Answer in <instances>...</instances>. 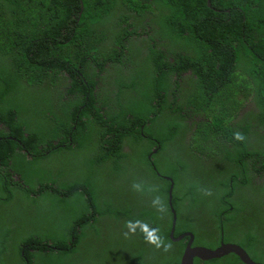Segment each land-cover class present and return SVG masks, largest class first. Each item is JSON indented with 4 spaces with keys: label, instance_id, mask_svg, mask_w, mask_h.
I'll return each mask as SVG.
<instances>
[{
    "label": "trees",
    "instance_id": "16d2710c",
    "mask_svg": "<svg viewBox=\"0 0 264 264\" xmlns=\"http://www.w3.org/2000/svg\"><path fill=\"white\" fill-rule=\"evenodd\" d=\"M154 12L158 31L151 23ZM138 31L148 37L134 44L144 57L156 53V69L167 70L171 89L160 100L163 89L153 88L156 104L148 86L124 90L122 102L110 112L94 91L93 77H100L95 69L103 65L101 59H115L117 73L118 39ZM102 34L113 42L108 54L99 55L100 45L94 43ZM165 34L171 45L177 42L168 55L161 49ZM244 48L256 59L246 68L239 60ZM124 50L130 70L127 45ZM91 55L97 61L88 74L84 67L92 63ZM188 70L191 74L180 82V73ZM243 75L254 85L258 111L244 112L251 121L238 126V119L234 127L229 119L250 88ZM172 111V118L161 116ZM251 126L258 129L247 139ZM237 131L244 141L234 139ZM152 135L160 143L154 163L147 158L155 148ZM54 141L60 147L42 155L48 148L38 145L50 147ZM259 141L264 142V0H210V6L206 0H0V264H179L174 247L183 252L189 237L174 241L169 236L171 183L160 173L173 182L174 237L191 232L192 245L209 248L221 240L235 243L252 260L264 262V147L255 146ZM16 147H26L32 158ZM65 151L72 152L69 162H58ZM133 182H142L146 190L133 191ZM150 187L158 193L147 191ZM47 194L64 204L59 218L46 210L6 216V205L16 198L23 199L25 209H41L38 199ZM152 194L162 197L166 213L151 206ZM72 203L77 207L66 211ZM136 219L158 227L170 250L148 244L139 230L126 238V222ZM106 221L116 234L110 241L102 239ZM111 240L119 246L136 241L139 248L109 256ZM89 241L98 243L95 250L88 251ZM240 263L234 253L194 259V264Z\"/></svg>",
    "mask_w": 264,
    "mask_h": 264
},
{
    "label": "flooded vegetation",
    "instance_id": "af4514ba",
    "mask_svg": "<svg viewBox=\"0 0 264 264\" xmlns=\"http://www.w3.org/2000/svg\"><path fill=\"white\" fill-rule=\"evenodd\" d=\"M149 14V12H147ZM100 42L94 43L95 45H100V47L96 48V53L97 54H108L109 49L112 46V37L108 38L107 35H100ZM122 38L118 39V44L120 46V52H121V62L119 65V69L118 72L116 73L115 69L117 67V62L115 59H101L102 62V66H99L98 68H96L95 70L99 72L100 77H93L94 80H96L97 84L94 86V91L98 94H100V100L102 102L105 103L106 107L108 108V110L111 112V108L116 106L117 104H119L120 102H122V98H123V91L127 90V91H133L134 89L138 88V87H142V86H148L150 89V97L153 95V93L155 92L153 90V88H158L159 89H163V91L160 92V100L163 99H167V93L168 91H170L171 86L168 87L165 79L168 76V72L167 70L165 71H157L156 69V53H152L150 54L149 57H144L145 54H142L140 50H142V48H138L135 44H134V40L138 39V38H144V37H148L146 33H141V31L138 32H133L132 35L130 34H125V35H120ZM126 38V40L124 41V38ZM164 42L163 45H161V49L165 51V55H168L169 53H171L173 51V47L171 45V42L168 38V36L165 34V38L162 40ZM123 45V46H122ZM127 45V52L130 56V61H131V69H126V65H125V50H124V46ZM136 51H137V57H136ZM179 52V51H177ZM158 53V52H157ZM97 54H94L97 56ZM172 54V53H171ZM136 58V61H135ZM89 59L91 60V64L89 65H85L84 70L88 73V74H92V68L95 65L97 59L94 56H90ZM173 57L170 56V61H172ZM116 64L115 66L113 64ZM145 64L146 66L143 67L142 65ZM86 68V69H85ZM191 74V71H182L180 73L181 79L180 82H183V80L185 79V76ZM157 77H160L161 80L158 81ZM144 84V85H143ZM185 86V84L183 85ZM255 89L253 90L252 96H241L239 101H240V109L237 115H233L230 117L229 120H231L233 122L234 127H236V124L234 122H236L239 119V123L238 126H243L247 120L251 121V117L249 116H244V112L246 111H250V109L255 108L258 111V106L256 104V101L254 99L255 97V93H254ZM142 98H146V96L144 94H141ZM157 96L155 97H151V99L154 101V103L156 104L157 101ZM136 99L139 100L140 102V97H137ZM234 109V107H233ZM157 114H150V118L154 117ZM161 116L165 117V118H172L173 116V111L169 114L164 113ZM56 120H60L59 118H55ZM164 123L168 124V125H172V123L165 121ZM154 123L151 124V129H152V125ZM253 125V124H252ZM157 127H154L153 130H155ZM258 128L253 129L251 126L250 132L247 135V139H249V137L253 136L256 132ZM12 139H15L13 137H11ZM68 140L71 141L72 140V136L69 134L68 135ZM180 140H182V138L180 137ZM158 141L157 137H155L154 135H152V147H155L152 149V154L151 156L147 155V158L151 161V163H154L151 158H153V154L157 151V147H160V143L156 142ZM21 146H24L23 144H20ZM64 146V145H61ZM100 146L102 147H108V144L103 143L100 144ZM60 147V145H57V141L53 142L52 146H47V145H38L39 149H45L42 152V155H48L50 153V150L54 149V148H58ZM123 151H127L129 152L130 149L128 148V146H123ZM236 143L231 145V152L232 153H236V149H235ZM17 150H20L22 153H25L27 155V158L31 159L33 154L30 153L28 151V149L26 147H16ZM249 149V147H248ZM133 155L130 154L128 158H130V161L128 162L129 169L131 170V166L134 165V159H133ZM126 159V160H127ZM47 160V159H46ZM45 160V161H46ZM45 161H42L41 163H44ZM2 160L0 159V167H2ZM152 170L153 172L156 170V165H152ZM157 171V170H156ZM159 176L162 177V179L167 180L166 182L171 183V181L167 178H170V176L168 175H162L161 173L159 174ZM18 179V178H16ZM139 180V178H138ZM59 196H62V193L58 194ZM153 196V194H152ZM151 196V197H152ZM150 198V196L148 197ZM222 241V240H221ZM5 244H7V242H5ZM264 263V262H263Z\"/></svg>",
    "mask_w": 264,
    "mask_h": 264
},
{
    "label": "rangeland",
    "instance_id": "374dc122",
    "mask_svg": "<svg viewBox=\"0 0 264 264\" xmlns=\"http://www.w3.org/2000/svg\"><path fill=\"white\" fill-rule=\"evenodd\" d=\"M159 21H160V18L158 17V14L154 12L153 15H152V18H151V23L153 24L154 29H155L154 31H158L159 30V25L157 23ZM176 44H177V42L173 43L174 46ZM239 60L243 63L245 68L248 65H250L251 62H254V60L256 61V59L253 58L251 52L247 48H244L242 50V52L239 53ZM245 61H250V62H246L245 63ZM243 77H245V79H246V85H248L250 87L248 89V91H246V92H247L248 96H250V95L252 96V93H253V90H254V85L252 84L249 76L243 75ZM234 91H235V86L230 87V89L228 90V96L231 97V95H232V93ZM259 143L262 144V147H264V142H262V141H259L257 143L255 142V146L256 147L260 146ZM71 156H72V152L71 151H65L58 162H60V161L69 162V159H70ZM42 165H45V164L43 163ZM32 197L36 198V196H32ZM50 197L51 196L49 194H47V195L42 196L40 199H38V206L41 209H34V208L25 209L24 208L25 202L23 201V199L22 198H20V199L16 198L14 201H11L10 203H8L6 205V210H7L6 216H10V215H12L14 213H17V212H20V211H21V213H27L29 210H31V211H33V210H38V211L46 210V211H54L53 216L59 218L58 216H62L64 214L63 213L64 204L61 203L60 201L54 202V201L51 200ZM72 204H74V205L70 204V205L67 206L66 211L74 210L77 207V205L75 203H72ZM20 214H18V216ZM112 228H113V226L111 227V224H109V222L106 221L105 228H104V231L106 232V234L103 231L104 234H105V236L102 238L103 240L110 241V238L113 239V237H115L116 234H113L111 232V230H110ZM96 229L103 230V228L101 226H98V225L96 226ZM135 244H138V243L136 241H131V243L123 244V245L119 246L118 244H116L115 242H113L111 240V243H108V246H107L108 255L110 256L112 253L113 254L116 253L118 255L121 254V253H124L122 250H124V249H126L128 247H133V245H135ZM214 244L215 243H212L211 246L216 247V246H214ZM196 245H200V243L197 242ZM86 246H87L88 251H89V247L91 248V251H92V250H95V248L98 246V243L93 241V243L90 244V241H89L86 244ZM135 247H136V249H138L139 245H135ZM174 249L176 251V258L177 257L180 258L181 257V253H182V252L180 253V246L178 245V246L174 247ZM161 250H163V249H161ZM64 263H66V262H64Z\"/></svg>",
    "mask_w": 264,
    "mask_h": 264
},
{
    "label": "water",
    "instance_id": "95a60500",
    "mask_svg": "<svg viewBox=\"0 0 264 264\" xmlns=\"http://www.w3.org/2000/svg\"><path fill=\"white\" fill-rule=\"evenodd\" d=\"M206 1H207V5L210 6V0H206ZM167 179L171 181V185L168 190V205L172 213V222H171V229L169 236L174 241H179L183 239L185 236L189 237L188 241L186 242L185 248L182 252V255L180 257L179 264H194L195 258L205 261V260L220 258L230 253H234L235 255H237L243 264H264L263 262H256L252 260L249 254L246 252V250L242 248L240 245L235 243H225L221 241L217 247L209 248L201 245H192L194 241V235L191 232L180 233L179 235L174 237L173 233L176 224V212L172 206L173 182L171 178H167Z\"/></svg>",
    "mask_w": 264,
    "mask_h": 264
},
{
    "label": "clouds",
    "instance_id": "9594fccd",
    "mask_svg": "<svg viewBox=\"0 0 264 264\" xmlns=\"http://www.w3.org/2000/svg\"><path fill=\"white\" fill-rule=\"evenodd\" d=\"M234 139L242 142L246 138L241 132L237 131L234 133ZM131 187L133 191L138 192V193H142L146 190V187L142 182H133ZM147 191L158 193V189L156 187L147 188ZM204 194L210 195L211 193L209 191H205ZM151 206L159 214H164L167 211V206L159 194L153 196L151 200ZM125 227L127 231L124 232L123 235L126 238L131 234H135L137 230H139V232L143 235L145 241L148 244L153 245L155 248L163 249V251L165 252L169 251L171 248V245L168 243H165L163 237H161L160 229L158 227H151L148 223L142 220H139V219L127 221L125 224Z\"/></svg>",
    "mask_w": 264,
    "mask_h": 264
}]
</instances>
